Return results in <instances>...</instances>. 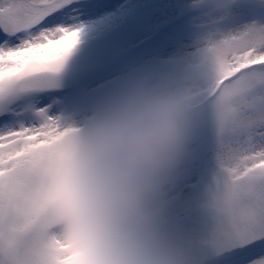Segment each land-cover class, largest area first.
Listing matches in <instances>:
<instances>
[{
  "label": "snow or ice",
  "instance_id": "snow-or-ice-1",
  "mask_svg": "<svg viewBox=\"0 0 264 264\" xmlns=\"http://www.w3.org/2000/svg\"><path fill=\"white\" fill-rule=\"evenodd\" d=\"M232 0H217L227 12ZM77 0H0V264H62L46 190L70 129L40 95L78 45ZM203 104L217 137L208 189L214 254L264 264V23L217 31L199 49Z\"/></svg>",
  "mask_w": 264,
  "mask_h": 264
},
{
  "label": "clouds",
  "instance_id": "clouds-1",
  "mask_svg": "<svg viewBox=\"0 0 264 264\" xmlns=\"http://www.w3.org/2000/svg\"><path fill=\"white\" fill-rule=\"evenodd\" d=\"M130 78L52 148L47 205L62 264H180L160 233L166 181L203 105L200 78Z\"/></svg>",
  "mask_w": 264,
  "mask_h": 264
},
{
  "label": "rangeland",
  "instance_id": "rangeland-1",
  "mask_svg": "<svg viewBox=\"0 0 264 264\" xmlns=\"http://www.w3.org/2000/svg\"><path fill=\"white\" fill-rule=\"evenodd\" d=\"M239 1H249L254 5L264 6V0ZM77 5L73 10L75 15L68 20V23L82 26L83 31L78 45L66 60L61 73L79 75L82 80H91L96 76L99 78L102 73L112 72L113 69L121 66L124 60L121 57L118 58L119 60H114V57L118 56L123 48L122 46L126 50L129 41L132 43L136 41L137 43L142 40L140 38L143 35L150 33L148 30L141 35H138L137 32L134 35L135 29L142 32L147 29L145 26H150L153 32H156L161 29L166 21L178 18L185 12L193 10L197 11L198 14L196 17L184 22L183 29L192 24L207 25L219 21L223 25H218L210 34L195 39L182 40L179 37L178 40L176 39L178 42H173V37L179 36V30L165 33V37L159 45L148 48L143 55L136 57V71L138 72L127 73L125 80H116L104 99H92V97L100 98L107 91V88L96 91V85L100 82L93 83L91 80L88 82V87L80 86V89L74 90L73 93L77 95L73 107H70L69 110L72 113L70 115L66 112L64 114L60 112L52 113L53 116L59 117L64 124H78L81 123V120H86L107 97L118 91L130 78L141 75H150L168 80L190 78L191 76L199 78L196 69L191 70L188 65L189 63L199 65V49L204 46L210 35L217 31H230L224 30L229 25L233 26V22L243 18V15H246V17L251 16V19L262 16L256 11H248L247 7L240 9L236 5H230L229 10L225 12L217 6V0H77ZM198 9L201 10L200 14ZM260 20L264 21V18ZM260 20L254 21L264 23ZM142 24L145 26H142ZM226 24L227 28H224ZM117 30H126L127 36L129 35L127 39H124V36L120 38V48L118 43L110 41L111 36L116 34ZM99 34L103 38H101V41L96 42L99 38L94 40V37ZM171 43L173 46L175 43L177 44L178 53L173 52V56L168 61L166 56H161V53ZM105 47L108 48V53L102 52ZM185 55L189 60L188 64H186V61L175 63L176 59ZM158 63H161V65L170 64L171 66L175 64V66L170 73L169 71L155 72ZM133 65H135V60L130 58L128 68H135ZM140 71H143V73H139ZM110 83L109 81V85ZM94 91L95 93L92 95L90 92ZM89 94L92 96L90 98L86 97L89 98V100H86L84 97L89 96ZM53 101L60 102L56 99ZM216 153V126L211 108L208 106L205 110H200L187 147L177 166L169 175L160 201L158 224L165 223L168 220L171 221V218L173 221V219H177V215L186 214V218L192 214L191 217L199 220L197 227L190 223L182 225L176 223L169 229V233L160 232L175 252L179 254L180 264H208L207 261H204L205 257H218L214 254L211 243L215 230V220L207 206L208 189L217 169ZM176 241L178 242L177 249ZM221 264L227 263L223 261Z\"/></svg>",
  "mask_w": 264,
  "mask_h": 264
},
{
  "label": "bare ground",
  "instance_id": "bare-ground-1",
  "mask_svg": "<svg viewBox=\"0 0 264 264\" xmlns=\"http://www.w3.org/2000/svg\"><path fill=\"white\" fill-rule=\"evenodd\" d=\"M207 34H208V33H207ZM189 38L193 39L192 37H189ZM189 38H187V39H189Z\"/></svg>",
  "mask_w": 264,
  "mask_h": 264
}]
</instances>
